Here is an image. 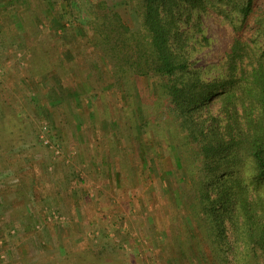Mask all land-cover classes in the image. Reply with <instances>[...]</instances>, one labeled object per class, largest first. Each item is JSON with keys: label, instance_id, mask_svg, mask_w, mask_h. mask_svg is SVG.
<instances>
[{"label": "rangeland", "instance_id": "obj_1", "mask_svg": "<svg viewBox=\"0 0 264 264\" xmlns=\"http://www.w3.org/2000/svg\"><path fill=\"white\" fill-rule=\"evenodd\" d=\"M105 1L134 27V0ZM0 3V264H80L85 255L90 264H166L168 235L192 226L191 184L173 172L170 131L140 128L148 81L132 79V105L101 89L94 68L77 60L86 50L64 47L65 3ZM199 19L200 31L193 23L182 31L211 40L192 52L203 67L217 63L230 38L223 24ZM67 25L84 37L80 23ZM96 85L100 92L86 93Z\"/></svg>", "mask_w": 264, "mask_h": 264}, {"label": "trees", "instance_id": "obj_2", "mask_svg": "<svg viewBox=\"0 0 264 264\" xmlns=\"http://www.w3.org/2000/svg\"><path fill=\"white\" fill-rule=\"evenodd\" d=\"M61 2L69 9L60 16L70 31L64 47L84 48L77 60L94 68L101 89L112 87L130 105L132 79L145 78L150 95L141 97L140 128L148 133L154 122L155 135L168 130L174 138L168 156L191 184L192 226H175L164 262L264 264V0H134V27L105 0H42L52 9ZM202 15L226 26L230 42L217 63L198 67L192 52L211 40L182 27L200 31ZM67 21L80 23L84 37ZM99 85L86 93L100 92ZM151 110L164 116L155 122ZM144 157L149 169L152 157Z\"/></svg>", "mask_w": 264, "mask_h": 264}]
</instances>
